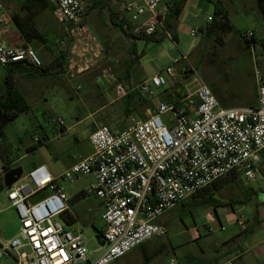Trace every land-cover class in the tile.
Returning <instances> with one entry per match:
<instances>
[{
	"label": "built area",
	"instance_id": "obj_1",
	"mask_svg": "<svg viewBox=\"0 0 264 264\" xmlns=\"http://www.w3.org/2000/svg\"><path fill=\"white\" fill-rule=\"evenodd\" d=\"M48 1L53 17L69 39L63 75L74 80L89 74L106 55L88 28L87 0ZM104 1L105 11L124 35L174 41L172 31L165 26L169 0ZM11 24L0 13L3 30ZM190 36L195 37V32ZM245 36L251 38L253 32ZM17 62L42 66L31 47L9 46L0 38V67ZM253 74L257 106L224 109L185 55L135 88L124 86L111 69L102 70L96 82H105L115 100L137 90L152 106L145 118L130 114L122 130L96 127L89 135L91 153L76 157V162L57 178L45 167H38L7 191L19 226L14 237H0V259L12 257L16 264H110L144 242L166 236V228L156 222L161 215L229 174L264 182L260 165L264 151V76L257 68ZM171 88H180L182 98L175 100L171 95L172 100H167ZM80 89L77 85L75 91ZM167 114L171 121L163 124L161 117ZM52 122L56 136H62L63 118L58 116ZM37 141L34 138V143ZM87 175L94 178L89 191L100 201L105 242L94 253L88 250L83 235L68 230L63 222L68 198L56 184L57 180L71 183ZM29 178L32 186L26 181ZM45 190L47 195L29 203V198ZM170 264L177 263L171 260Z\"/></svg>",
	"mask_w": 264,
	"mask_h": 264
},
{
	"label": "rangeland",
	"instance_id": "obj_2",
	"mask_svg": "<svg viewBox=\"0 0 264 264\" xmlns=\"http://www.w3.org/2000/svg\"><path fill=\"white\" fill-rule=\"evenodd\" d=\"M25 1L27 0H16V3L21 6ZM219 1L225 7L226 17L234 27L233 33L217 34L208 41L201 39L198 45L201 38V29L198 27H204L210 22L208 17L212 16L214 7L207 0H189L179 18L171 22L172 27L178 26V32L181 33L178 44L168 38L158 42L146 43L143 40H135L128 43L124 38L118 37L111 47L112 57L109 59L105 57L101 65L89 74L99 76L100 72L105 69H111L113 73H116L118 71L117 60L135 57L138 58V61L135 65L133 64L131 70L135 67L138 71L140 68L142 69L140 76L150 78L169 66L174 59L185 55L190 58H188L190 63L195 61L191 63L192 67L199 78L212 89L216 99L229 100V104L239 106L242 97L257 93L253 73L254 68L261 72V63L264 66V45H262L264 44V17H261L257 10L256 0ZM33 8L35 11L40 10L38 5H34ZM28 15L27 21L34 19L40 32H47V28H50L45 36L48 39V44L51 45L55 41L56 35L58 36L63 29L53 14L50 15L43 11L37 17H33L31 13ZM88 18L89 28L97 36H100L97 20L92 14ZM193 30H195V36L197 35L196 38L190 36ZM250 30H254L259 38L254 48L247 46L241 38V35ZM57 31L58 33H56ZM194 48L195 51L192 53ZM38 50L42 63H48L51 56L44 53L41 48ZM127 51L130 52L128 55L130 57L126 55ZM134 51L135 56L132 53ZM5 74L6 70L0 67V84H2ZM25 77L24 75L19 77L17 82L24 91L31 110L20 115L5 127L2 145L9 146L8 156L15 159L27 152L26 146L32 143L33 137L43 138L44 135H48L52 140L51 143L47 146L42 145L36 152L24 156L18 161L17 167L22 168L23 177L27 179L28 170L32 164L45 162L48 164L50 174L58 176L79 154L88 148L86 137L91 130L89 125L91 119L83 104V92L75 91L77 85H80V78L70 80L63 75V78L47 76L41 80H28ZM42 97L48 98L45 103L42 102ZM146 106L148 105H145L144 108ZM143 110L142 108L140 113H143ZM58 116L63 118L68 131L61 138L54 139L52 120ZM170 118L171 115L167 114L161 117V120L163 124H167L171 121ZM110 127L119 128L120 126L115 123ZM91 178L90 175H87L71 183L60 181L65 192L71 197V204L75 201V198H72L73 195L81 188L87 187ZM26 181L32 186L30 178ZM217 187L216 196L224 201L231 198H242L245 195L243 192L250 188H253L257 193V197H252L251 201L244 205H235L233 210L229 207L218 206L215 211L210 205L192 204V199H188L183 206L178 205L173 210L166 212L159 217L160 222L157 224L165 226L167 235L152 238L144 243L148 255L151 256L150 264H169L170 259L175 261L187 250L200 258L202 257L200 251L206 258L212 254L217 256L218 252L214 250L217 247L220 248L221 242L226 243L227 246H233L234 243L240 241L243 232L252 221L256 202H264V182L261 180L248 181L245 177L237 175L234 181L230 176L219 181ZM89 197L93 199V195ZM84 204L87 205L88 202H84ZM6 216L5 211L0 213V223L3 219L6 223ZM17 225L19 226V222ZM17 225L8 222L7 232H17ZM95 225L96 229H92L89 225H80L81 229L79 230L87 242L88 250L93 253L100 247L97 241L100 224L96 222ZM255 237L259 242L264 241V222L256 228ZM241 246L243 247L240 244ZM94 256L96 254H93ZM141 263V249L138 247L113 264ZM0 264H16V262L12 257H8L0 259Z\"/></svg>",
	"mask_w": 264,
	"mask_h": 264
},
{
	"label": "crops",
	"instance_id": "obj_3",
	"mask_svg": "<svg viewBox=\"0 0 264 264\" xmlns=\"http://www.w3.org/2000/svg\"><path fill=\"white\" fill-rule=\"evenodd\" d=\"M217 1H219V0H217ZM188 2H189V0H187L185 7H187ZM106 6H107V3L104 0H96V1L87 0L86 1L87 23H88V19H89L88 17H90V14H92L95 17V19L97 20V27L99 29L100 36H97L94 33V31L91 28H89V26H88V28H89L90 32L99 40V42L101 43V45L104 49L106 57H108V59H109V57L110 58L112 57L111 56L112 55L111 54L112 53L111 47L113 45L114 40L116 41V39H118V37L124 38L125 41L128 43L131 42L132 40L127 38L125 35H123L121 33V31L116 26V24H114L115 21H114V23L112 22L114 19L111 18L112 16L109 17L107 12L105 11ZM185 7H184V9H185ZM19 8H20V6L16 3V0H0V13L4 14L11 22H12L11 14L15 13V12H19ZM208 25H209V23L206 24L204 27H198L199 29H201V31H200L201 38L198 41V45L201 42V39L203 41H204V39H207V41L210 39L207 37L208 35L206 34V32H207L206 28ZM2 27L3 26H0V38L2 39V41L5 42L6 45L17 46V45L22 44V39L19 37V33H18L13 22L11 25L8 26L7 30H5V31L3 30ZM171 31H172V35L174 38V42L176 44H178L180 41L179 37L181 34V33L179 34V32H178L179 27L178 26L175 28L171 27ZM193 31H195V30H193ZM248 32H253V37L255 39V43L252 44L250 46V48H254V46H255L256 42L259 40V38L257 36V33H255L254 30H252V31L250 30ZM248 32H246V33H248ZM56 33H58V31ZM196 36L192 37V38H196ZM56 38H57V35H56ZM55 44L57 46V41ZM262 45H264V44H262ZM38 51L39 50H37V52ZM129 51H127V53H126L127 56L130 53ZM194 51H195V48L191 52L193 53ZM132 53H134L133 56H135V54H136L135 51ZM128 57H130V56H128ZM131 59H135V57H132V58L130 57L129 59L126 58L123 60H117L116 65L118 66L117 67L118 71H116V73H114V74L116 75L117 79L124 86H126L128 88H132V87L135 88V87H137V85H139L140 83H142L143 81H145L148 78H144V77L140 76V71L142 70L140 68H138V71H136L135 67L133 70H131L132 68L130 70L128 69L127 64ZM192 62L194 63L195 61H192ZM51 63H52V57H51L50 61L48 63H45V64L49 65ZM123 63H124V66H123ZM138 65H139V63H138ZM260 65H261V67H260L261 73L264 74V66H262V63ZM19 77H23V75H16L15 81H16L17 86L20 88V90L24 94V91L22 90V88L19 86V84L17 82ZM58 77L63 78V75L58 76ZM97 77L98 76H94V75H90V74L83 75V77H80V81H79V84L81 87L80 91L83 92V94H82V98L84 99L83 104L85 105V108L88 111V117L91 119V122L89 123V125L91 126V130L89 131V133L87 134V137H86V141L88 143V148L85 149L77 157H84V156L91 153L92 148H91V145L89 142V135L96 127H98L102 124H105L107 126L108 125L111 126V125L116 123L117 125L120 126L119 128H112L110 126L109 127L111 129H114V130H122L127 125V120H128L129 115L127 116L124 113L126 100L125 99L115 100L111 88L105 82H102L103 84L97 83L96 82ZM26 79H28V80H37V79L41 80V78L30 79L28 77ZM136 91L137 90H134L129 95L134 96V93ZM211 91H212V89H211ZM137 92L141 95V93L139 91H137ZM24 96L27 100V97L25 94H24ZM141 97L145 98L143 95H141ZM47 99H48L47 97H42V102L45 103L47 101ZM216 100H217L219 106L221 108H224V109H232V108H237V107H256L257 106V93L252 94L251 96L242 97L241 98L242 101H241L239 106L229 104L228 103L229 100L222 101L218 98ZM139 104H140V101H137V100L134 101V98H133L132 101L130 102L128 109L134 110V107H135V109H136L135 113L132 112V114H136L137 116H139L141 118H145L146 111L148 108L145 109L143 107L144 105L141 107V106H139ZM29 106L31 107L30 104H29ZM142 108L144 109L143 113H140ZM38 127H40V126L38 125ZM67 131H68V128L65 126V131L62 134V136ZM62 136L58 137L54 133L53 138L59 139ZM44 137H46L45 140L38 137L42 144L40 146H38L36 149H34L30 152H26L24 155H21L19 157V159L14 163L13 167L14 168L17 167L18 161L20 159H22L24 156L36 152L37 150H39V148L42 145L47 146V144L51 143L52 140L49 139L48 135H45ZM75 141H77V139H75ZM34 145H35V143H34V137H33L32 143H30L26 146V151L29 149V147L34 146ZM75 162H76V159H74V161L71 164H69L66 167V169L71 167V165H73ZM260 165H261V171L264 172V152H262L260 154ZM42 166L45 167V169L50 173L48 164L45 162H40L39 164H32V166L28 170V174L32 170H34L38 167H42ZM2 175H3V170L1 167L0 176H2ZM58 176H53V177L57 178ZM90 177H92V178L90 179V182L87 185V187L81 188L76 194L73 195L72 198H75L74 203L71 204V202H70L71 197L65 192L67 195V198H68V200H67V211H66L62 220H63V222H64V219H66L68 221L69 224H65L67 229L72 231L75 234H81V232H79V230L81 229L80 225H84V226L89 225L92 227V229H96L95 224H96V222H98L100 224V230H99V232H97L98 236H99V235H101L102 230H103V224L101 222L102 209H101L100 201L89 191V186L91 185V183L93 182V179H94L93 176L90 175ZM22 178H24V177H22ZM60 181L61 180H57L56 184H57V186L63 188ZM251 189H253V188H251ZM90 195H93V199H91L89 197ZM84 202H88V204L85 205ZM257 204L259 205L258 207H256ZM256 210H257V217L255 216ZM2 211H5L7 213V216H6V223L4 222V219L0 223V237L5 238V239H10V238L14 237L17 232H15V231H14L15 233H13V231L7 232V230L9 228L6 225L8 222H10L12 224L16 223V225H17L19 220H18V217H17L14 209L11 207L9 201L7 200V192L4 189L0 192V213ZM255 211L252 215V221L247 228H249L252 224L255 223L256 218L259 219V221H260V224L258 227H260L262 222H264V202L257 201L255 204ZM156 221H157V223H159L160 218H158ZM17 227H18V225H17ZM255 234H256V230L254 231V233H252L248 236L242 235V238L240 239V241H237L236 243H234L233 246H227L226 243L221 242L220 248L217 247L214 250L215 252H218L217 256L212 254L211 256L206 258V257H203L204 254H202V252L200 251V254L202 256L200 258L198 255L191 253V251L187 250L185 253L182 254V256H180V258L176 259L175 262L177 264H224L225 262L230 261L231 264H235L236 262H237L236 264H264V241L259 242L257 237H255ZM144 243L139 246V248L141 249V255H142V263L141 264H144V259H143L144 256L149 258V262L147 264H150L151 263V258H150L151 256L148 255L147 248L145 247ZM240 244L243 245V247L242 246L240 247ZM136 248H138V247H136ZM135 249H133V250H135ZM171 260L172 259L169 260V264H170ZM118 261L119 260L114 261L110 264L116 263Z\"/></svg>",
	"mask_w": 264,
	"mask_h": 264
},
{
	"label": "trees",
	"instance_id": "obj_4",
	"mask_svg": "<svg viewBox=\"0 0 264 264\" xmlns=\"http://www.w3.org/2000/svg\"><path fill=\"white\" fill-rule=\"evenodd\" d=\"M208 2L213 4V13L210 18L209 25L207 26V32L208 38H213L217 34H227L230 32H234V27L230 24V21L226 17L225 7L219 2V1H212L207 0ZM187 0H169V10L168 14L166 16L165 20V26L171 31V22L172 20H177L180 14L182 13ZM38 5L39 11H35L33 6ZM256 7L261 17H264V0H256ZM43 11H46L48 14H53V7L49 3L48 0H27L25 3H23L20 8L19 12H15L11 14L12 22L14 23L18 33L19 37L22 39V46H28L31 47L33 50L36 51L41 48L44 53L48 54L52 57V63L51 64H45L42 63V66L40 68H34L27 63L24 62H17L10 64L6 66V74L3 78L2 84H0V162L1 167L3 170V173L8 172L9 170L13 169L14 163L19 159V157L12 159L8 156L9 146L8 145H2L4 140V129L5 127L15 121L20 115L27 113L31 110L24 94L20 90V88L17 86L15 81L16 75H24L30 79L34 78H43L47 76H53L58 77L63 75L64 69L67 64V53L69 49V39L66 38V35L61 29L60 33L58 34L57 38L55 37V41H53L50 44H48V39L45 36L49 32L50 28H47V32H40L38 30L37 25L34 23V19L32 21H27L29 18V13L33 15V17H37L40 14H42ZM29 12V13H28ZM27 21V22H26ZM114 23V20L112 21ZM116 24V23H114ZM118 27V24H116ZM62 27V26H61ZM127 38L131 39L132 41L135 40H143L146 43L149 42H158L164 38L160 36H154L150 38H131L127 35H125ZM241 38L245 41L247 46H251L255 43V39L252 36L251 38H247L245 34L241 35ZM57 41V46H56ZM39 56V55H38ZM40 57V56H39ZM41 62H42V58ZM138 58L131 59L127 66L130 70L133 66V64H136ZM172 92L167 94V100L170 99V96L173 95L175 100H179L182 98V91L180 88H171ZM163 96L162 94H159ZM134 98V101H140L139 106L145 107V109L150 108L152 106V103L149 99L142 98L141 95L136 91L133 95H127L124 99L125 101V115H130L132 112L135 113V107L133 109H128L130 102ZM173 98V97H172ZM161 99H164V97H161ZM150 104V105H149ZM45 136V135H44ZM41 139H46V137H43ZM37 143H35L34 146L29 147L27 152H30L34 149H36L38 146H40L42 143L37 138ZM10 144V143H9ZM264 152V151H262ZM261 152V153H262ZM238 174L231 173L227 177L230 176L231 180L234 181L236 179V176ZM227 177L223 178L226 179ZM221 179V180H223ZM219 180V181H221ZM218 181V182H219ZM215 182L205 190H203L201 193L193 196L192 204L196 205H210L213 207V210L218 206H225L229 207L230 209H234L235 205H244L251 201L252 197L256 196V192L253 189H247L245 192V195L242 198H231L229 200H221L216 195L218 193V187L217 183ZM3 184H2V176H0V192L3 190ZM186 202L181 203L180 205H184ZM191 203V202H189ZM259 205L257 204L256 207ZM255 216L257 217V210L255 211ZM65 224H69L66 219H64ZM260 221L259 219H255V223L252 224L249 228L245 229L243 232V235L248 236L256 230V228L259 226ZM144 264H147L149 262L148 257H143Z\"/></svg>",
	"mask_w": 264,
	"mask_h": 264
},
{
	"label": "water",
	"instance_id": "obj_5",
	"mask_svg": "<svg viewBox=\"0 0 264 264\" xmlns=\"http://www.w3.org/2000/svg\"><path fill=\"white\" fill-rule=\"evenodd\" d=\"M23 177V172L21 167H15L8 172L3 173L2 175V184L4 190L8 191L12 188L14 184H16L19 180H21ZM47 190L40 192L31 198L28 199L29 203L34 204L35 202L39 201L43 198V196L47 195ZM97 241L99 243V246H104L105 242L101 235L97 237Z\"/></svg>",
	"mask_w": 264,
	"mask_h": 264
}]
</instances>
